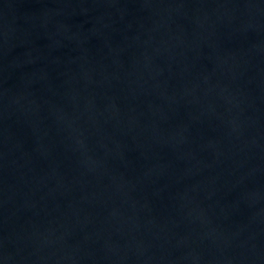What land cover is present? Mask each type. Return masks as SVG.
<instances>
[{
	"label": "water",
	"instance_id": "obj_1",
	"mask_svg": "<svg viewBox=\"0 0 264 264\" xmlns=\"http://www.w3.org/2000/svg\"><path fill=\"white\" fill-rule=\"evenodd\" d=\"M0 264H264V0H0Z\"/></svg>",
	"mask_w": 264,
	"mask_h": 264
}]
</instances>
